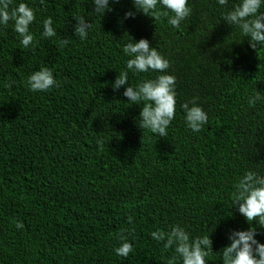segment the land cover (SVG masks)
I'll return each instance as SVG.
<instances>
[{"label": "trees", "instance_id": "16d2710c", "mask_svg": "<svg viewBox=\"0 0 264 264\" xmlns=\"http://www.w3.org/2000/svg\"><path fill=\"white\" fill-rule=\"evenodd\" d=\"M20 2L34 10L35 43L23 49L12 22L0 25V264H167L174 250L150 233L175 224L190 237L209 233L206 264H222L230 230L249 227L231 205L233 184L248 170L264 175V99L248 105L256 91L264 97V46L252 49L222 18L239 0H188L179 29L132 0H110L103 16L91 0L12 6ZM129 10L134 17L125 18ZM80 15L92 24L84 40L74 35ZM47 17L55 37L41 35ZM130 36L147 39L176 78L167 137L141 130L142 104L127 101L124 86L112 88L121 71L133 87L159 75L126 69ZM42 66L57 85L30 91L27 77ZM193 97L208 115L200 132L181 108ZM122 228L134 229L127 258L114 251ZM256 230L264 243V228Z\"/></svg>", "mask_w": 264, "mask_h": 264}, {"label": "clouds", "instance_id": "9594fccd", "mask_svg": "<svg viewBox=\"0 0 264 264\" xmlns=\"http://www.w3.org/2000/svg\"><path fill=\"white\" fill-rule=\"evenodd\" d=\"M119 2V0H111ZM44 3V0H41ZM94 5L93 12L103 16L106 11H111L110 0H91ZM134 8L153 20L167 18V23L179 29L181 23L190 17L191 8L188 0H132ZM218 4L226 6L228 0H218ZM13 0H0V25L7 26L11 21L13 30L20 38V45L27 49L35 43L34 35L29 26L35 20L34 10L26 3L20 2L16 6ZM158 5L160 6L158 8ZM262 0H239L238 3L224 13L223 19L231 26L239 28L243 37L248 38L249 47L257 50V46H264V12L260 11ZM134 17L129 10L125 12V18ZM76 23L73 25L74 35L81 40L87 38L92 24L83 15L73 16ZM51 17L43 20L44 38L57 35L52 26ZM130 41L122 45V51L129 57L126 61V69L134 73H147L150 70L159 73L154 79H145L135 87L128 83V71H121L112 82L113 90L124 86L123 96L131 104L141 105L138 114L140 129L148 130L158 137H167V129L176 113V78L168 73L169 61L160 52L150 45L145 38L138 41L130 36ZM60 46L68 43L67 39L57 42ZM15 81L5 84L11 87ZM30 91L45 92L57 85L52 69L42 66L33 71L26 80ZM264 99L259 91L248 98V105L254 107L256 102ZM197 98L182 103L184 120L187 127L193 132H200L208 123V115L196 102ZM99 143V141H98ZM232 207H236L248 222L246 230H230L228 234L229 244L222 247L220 259L222 264H264V243L256 239L258 225L264 228V175H259L248 170L238 177L233 184ZM255 222V223H253ZM128 223H132V217H128ZM17 228L23 225L16 223ZM134 229L122 228L117 234L118 244L114 248L115 254L127 258L133 252V246L128 241L126 233ZM153 240L163 242L165 251L174 250V255L167 260V264H206V257L212 252V241L207 235L190 237L180 224H175L165 231L156 229L150 233Z\"/></svg>", "mask_w": 264, "mask_h": 264}]
</instances>
